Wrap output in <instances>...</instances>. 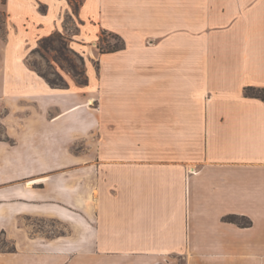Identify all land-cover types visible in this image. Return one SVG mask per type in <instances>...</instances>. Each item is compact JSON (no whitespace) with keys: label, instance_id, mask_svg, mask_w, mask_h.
<instances>
[{"label":"crops","instance_id":"crops-1","mask_svg":"<svg viewBox=\"0 0 264 264\" xmlns=\"http://www.w3.org/2000/svg\"><path fill=\"white\" fill-rule=\"evenodd\" d=\"M72 4L0 0V264H264V0ZM68 15L92 65L56 88L13 35Z\"/></svg>","mask_w":264,"mask_h":264},{"label":"rangeland","instance_id":"rangeland-1","mask_svg":"<svg viewBox=\"0 0 264 264\" xmlns=\"http://www.w3.org/2000/svg\"><path fill=\"white\" fill-rule=\"evenodd\" d=\"M74 11L78 0H73ZM29 2V0H27ZM35 4V2H32ZM36 5V4H35ZM38 6V5H37ZM39 7V6H38ZM7 20V12L0 5V39L8 40V31L5 26ZM55 23L60 29V34L68 39V49L65 50L64 55L54 52L50 46L47 48L41 47L42 37L50 35L52 30L55 28ZM13 35L14 42L19 46L17 53L23 58L27 59L33 67L43 76H46L50 81L61 83V77L64 79L65 76L75 77L74 72L70 68L71 65L75 66L78 72L84 71L85 57L80 52L72 51L69 47L72 46L70 38L77 34V21L74 16H65L62 20H55L54 22H48L47 20H34L25 19L22 21L20 26L15 30ZM105 40L111 46L118 43L109 34H106ZM98 44V42H97ZM59 46V44H56ZM105 49L108 45L103 46ZM101 52V51H100ZM102 53V52H101ZM86 64L92 65V62L85 61ZM77 79V78H76ZM78 80V79H77ZM8 112L2 107L0 109V118L4 117ZM4 127L0 121V140L4 137ZM176 264H183L178 261Z\"/></svg>","mask_w":264,"mask_h":264},{"label":"trees","instance_id":"trees-1","mask_svg":"<svg viewBox=\"0 0 264 264\" xmlns=\"http://www.w3.org/2000/svg\"><path fill=\"white\" fill-rule=\"evenodd\" d=\"M77 7L78 6H76V8ZM106 34H109L113 39L118 41V43L111 46L105 40ZM67 42H68L67 38H64L59 32H56V33L52 34L51 36L42 39L41 47L47 48V46L48 47L51 46L53 48L54 52L60 53L62 56H65L64 55L65 50L68 49ZM57 43L59 44V46L56 45ZM105 44L108 45L107 49H105L103 47ZM98 48L102 53L115 52V51H119L121 49H124L125 48V42L122 40V38L120 36L112 34V33H108L106 31H103L102 35L100 36L99 41H98ZM70 68L74 72L75 77L78 79L80 84L86 85L88 83V78L85 74V71L78 72L76 67L73 65H71ZM43 77L53 87H56V88H67L68 87L67 82L62 77L60 78L61 83L52 82L46 76H43ZM245 95H246V97L257 98V99L264 101V87H254V86L246 87L245 88ZM225 221L238 224L240 227H243V228H248V227L252 226V221L245 216L229 215V216L225 217Z\"/></svg>","mask_w":264,"mask_h":264},{"label":"bare ground","instance_id":"bare-ground-1","mask_svg":"<svg viewBox=\"0 0 264 264\" xmlns=\"http://www.w3.org/2000/svg\"><path fill=\"white\" fill-rule=\"evenodd\" d=\"M90 104L92 105V103H90ZM91 105H90V106H91Z\"/></svg>","mask_w":264,"mask_h":264}]
</instances>
